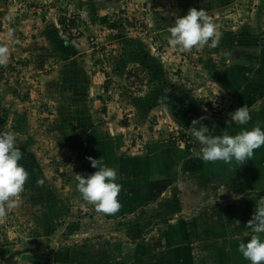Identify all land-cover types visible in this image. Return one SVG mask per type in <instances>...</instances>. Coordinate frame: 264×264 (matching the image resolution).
Here are the masks:
<instances>
[{"label":"rangeland","instance_id":"374dc122","mask_svg":"<svg viewBox=\"0 0 264 264\" xmlns=\"http://www.w3.org/2000/svg\"><path fill=\"white\" fill-rule=\"evenodd\" d=\"M190 7L215 22V46L169 44L168 28ZM263 37L264 0H0V45L9 48L0 65V132L15 133L29 172L19 204L0 218V261L32 264L40 250L58 259L80 241L76 223L105 218L76 189L77 173L96 171L89 157L118 168L126 194L163 187L166 198L178 184H197L174 180L190 171L180 172L178 162L170 177L148 168L133 178L125 173L133 158L154 145L174 158L201 116L214 135L263 128V120L241 125L229 115L250 98V120L264 113V85L252 81ZM198 143L193 138L184 154H197ZM157 237L153 226L144 239ZM16 250L26 251L6 262Z\"/></svg>","mask_w":264,"mask_h":264},{"label":"crops","instance_id":"0c3cea01","mask_svg":"<svg viewBox=\"0 0 264 264\" xmlns=\"http://www.w3.org/2000/svg\"><path fill=\"white\" fill-rule=\"evenodd\" d=\"M261 34L258 32L256 36H263ZM260 50L264 51V46ZM263 59L254 71L263 68ZM237 62L240 64L241 59ZM263 85L264 75L258 87ZM253 99H245L241 106L250 107ZM253 115V121L249 122L264 121ZM154 147L151 153H145L141 172L131 173V177L152 168L164 179L171 176L172 167L179 162V171H190L187 175L190 178L180 179L176 173L174 180H196L197 184L194 182L192 187L183 189L178 184L166 198L163 187L143 194H126L121 189L119 194L123 192V196L117 197L121 201L119 211L103 213L105 218L99 213L91 225L76 223L80 241L72 243L58 259L54 254L53 258L49 255L51 264H250L238 251V245L254 234L247 221L256 205L264 202V145L255 149L253 156L242 164L235 160L215 161L217 168L209 171V175L204 174L201 163L191 161L192 157H199L197 154L187 156L179 152L174 158L166 159L159 148ZM259 169L263 171L259 173ZM258 176L263 178L258 179V185L253 184ZM154 198L156 202H152ZM129 201L133 204L128 206ZM165 217L169 219L161 222ZM153 226L157 228L158 237L148 242L144 238ZM89 236L92 238L83 240Z\"/></svg>","mask_w":264,"mask_h":264},{"label":"clouds","instance_id":"9594fccd","mask_svg":"<svg viewBox=\"0 0 264 264\" xmlns=\"http://www.w3.org/2000/svg\"><path fill=\"white\" fill-rule=\"evenodd\" d=\"M170 45L178 47L181 51H190L211 43L215 46L220 33L215 22L203 8L190 7L187 12L177 15L175 22L168 28ZM8 37L13 36L9 28ZM9 48L0 45V65L7 64ZM231 120L241 125L250 119L248 107L241 106L229 113ZM205 117H197L191 121L186 131L202 146L197 153L205 162L237 161L239 164L253 156L255 149L264 145V128L259 125L251 129H242L236 134L227 131L212 135L209 128L201 123ZM23 153L17 145L15 133L0 132V218L7 215V210L19 204L17 197L23 192L29 172L20 163ZM91 166L96 168L91 174H76V189L83 200L92 204L97 211L104 214H114L121 205L117 199L121 185L118 183L119 170L116 167L105 165L98 159L88 158ZM38 184L43 180L38 179ZM247 225L252 229L253 235L246 242L238 245V251L250 264H264V202L256 205L255 212ZM3 264V261H0Z\"/></svg>","mask_w":264,"mask_h":264},{"label":"trees","instance_id":"16d2710c","mask_svg":"<svg viewBox=\"0 0 264 264\" xmlns=\"http://www.w3.org/2000/svg\"><path fill=\"white\" fill-rule=\"evenodd\" d=\"M253 43V41L251 42V44ZM263 46H264V37H263ZM256 51V50H255ZM261 61V60H260ZM264 62V61H263ZM263 65H264V63H263ZM237 67H241L240 65H236ZM230 71V73L231 72H233L234 73V71L232 70V69H230L229 70ZM255 72L256 73H258V75L256 76V79L254 80V79H252V81L254 82H256L255 84L256 85H258L259 84V82L261 81V79L263 78V75H264V67L262 68V69H260L259 71L258 70H255ZM255 76V75H254ZM234 77H235V75H234ZM240 80H241V83H244L245 81H247V78L246 79H243L242 77L240 78ZM236 85H238V83H234V86H236ZM259 116H260V119H264L263 117H264V113H260L259 114ZM207 120H209L210 121V118H206V122L204 123L205 125H207V123H208V121ZM209 128V127H208ZM211 133V132H210ZM212 135H214V134H212ZM192 137L190 136V137H186L185 139H184V141H183V143L182 144H184L183 146H184V148H185V150H189V147L190 146H192L191 145V143H192ZM191 141V143L189 144V143H187L188 141ZM170 144V143H169ZM174 144H175V142H171V144L170 145H168V147L170 148V146H172L173 148H175V150H179L178 148L176 149V146L177 145H175V147H174ZM181 144V145H182ZM194 145V144H193ZM180 146V145H179ZM154 146H151L150 148H149V152H151V151H153L154 150ZM185 150H180L179 152H182V153H185L186 151ZM179 152H175V156H176V154L177 153H179ZM145 155L146 154H144V155H141L140 157H138V158H133V161L130 163V164H128L126 167H128V172H125L126 173V175H129L131 172L132 173H134V174H137L138 172H141V168H142V166H143V163H144V159H145ZM191 161L192 162H194V161H196V162H199V163H201L202 164V166H203V170L205 171L204 172V174L206 173V174H208L209 175V171H211L212 169H216L217 168V162H205V161H203L202 159H200L199 157H193L192 159H191ZM259 166H261V164H259ZM263 171V169H259V173H261ZM135 177H137V176H135ZM135 177H133V178H135ZM259 178H263L262 176H258L257 177V180H254V182H253V184H256V185H258L257 184V181H260V180H258ZM262 183V182H261ZM255 194H259V193H255ZM134 196H136V195H134ZM126 199V198H125ZM130 203H128V206L130 205V204H133L131 201H129ZM142 212V211H141ZM169 219V217H165V218H162L161 219V222H166L167 220ZM92 237H85L83 240H89V239H91ZM26 250H16V251H14V252H12L9 256H7L6 257V262H8L10 259H12L14 256H16V255H19V254H21L22 252H25ZM36 253H38V254H36V256L35 255H33L32 256V259H34V262L32 263V264H51V258L50 257H48V252L46 253L45 251H36ZM56 260V259H55Z\"/></svg>","mask_w":264,"mask_h":264}]
</instances>
